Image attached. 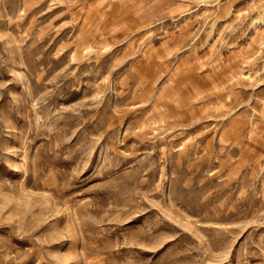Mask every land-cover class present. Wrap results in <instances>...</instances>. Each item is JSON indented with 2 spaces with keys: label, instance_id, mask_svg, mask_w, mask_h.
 <instances>
[{
  "label": "rangeland",
  "instance_id": "obj_1",
  "mask_svg": "<svg viewBox=\"0 0 264 264\" xmlns=\"http://www.w3.org/2000/svg\"><path fill=\"white\" fill-rule=\"evenodd\" d=\"M0 264H264V0H0Z\"/></svg>",
  "mask_w": 264,
  "mask_h": 264
},
{
  "label": "bare ground",
  "instance_id": "obj_2",
  "mask_svg": "<svg viewBox=\"0 0 264 264\" xmlns=\"http://www.w3.org/2000/svg\"><path fill=\"white\" fill-rule=\"evenodd\" d=\"M228 131H229V132H231L232 130H231V129H229ZM229 132H228V133H229ZM223 136H224V135H223ZM224 137H225V136H224ZM225 140H226V139H225Z\"/></svg>",
  "mask_w": 264,
  "mask_h": 264
}]
</instances>
